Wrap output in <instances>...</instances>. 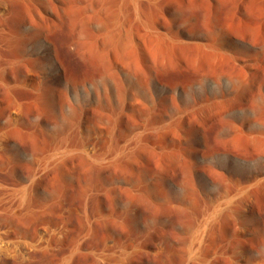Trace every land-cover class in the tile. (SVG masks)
I'll return each instance as SVG.
<instances>
[{"label": "rangeland", "instance_id": "rangeland-1", "mask_svg": "<svg viewBox=\"0 0 264 264\" xmlns=\"http://www.w3.org/2000/svg\"><path fill=\"white\" fill-rule=\"evenodd\" d=\"M0 264H264V0H0Z\"/></svg>", "mask_w": 264, "mask_h": 264}, {"label": "bare ground", "instance_id": "bare-ground-1", "mask_svg": "<svg viewBox=\"0 0 264 264\" xmlns=\"http://www.w3.org/2000/svg\"><path fill=\"white\" fill-rule=\"evenodd\" d=\"M2 246V245H1ZM8 246V245H7ZM3 247V246H2ZM5 247V246H4ZM12 247H13V245H12ZM18 249V248H17ZM8 250V249H7ZM16 250V249H15ZM12 252V251H11ZM18 252V251H17ZM3 254V253H2ZM17 254V253H16ZM7 256V255H6Z\"/></svg>", "mask_w": 264, "mask_h": 264}]
</instances>
